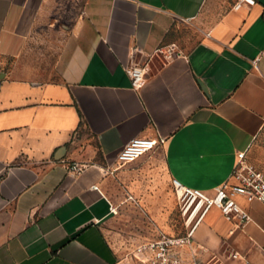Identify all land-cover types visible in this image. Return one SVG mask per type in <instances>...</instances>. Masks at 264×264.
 <instances>
[{"label":"crops","instance_id":"1","mask_svg":"<svg viewBox=\"0 0 264 264\" xmlns=\"http://www.w3.org/2000/svg\"><path fill=\"white\" fill-rule=\"evenodd\" d=\"M232 5L0 0V264H141L118 224L139 213L153 220L143 240L167 233L172 179L212 193L244 150L264 170V0ZM172 44L164 65L156 49ZM133 62L149 68L139 89ZM134 137L165 141L117 166ZM244 205V226L208 211L202 258L264 264V203Z\"/></svg>","mask_w":264,"mask_h":264},{"label":"built area","instance_id":"2","mask_svg":"<svg viewBox=\"0 0 264 264\" xmlns=\"http://www.w3.org/2000/svg\"><path fill=\"white\" fill-rule=\"evenodd\" d=\"M254 2L255 0H233L232 6L240 8L254 4ZM156 53L162 56V64L165 65L173 59L176 46L174 44L160 46L156 49ZM126 70L131 77L132 86L136 89L144 85L149 75L147 64L140 62L129 64ZM164 141V137L132 138L119 151L116 158L117 166L136 161ZM68 168L72 173L78 174L84 171L86 164L75 162ZM172 184L181 200L187 199L190 202L189 206L195 204L194 211L202 209L201 215L195 224L183 234L160 233L154 239L139 242L133 254L141 264H213L210 260L202 258L200 250L206 249L195 238V232L208 211L212 207H217L227 219L237 220L238 225L244 226L252 219L244 203L254 201L264 203V170L248 159L245 150L238 151L237 161L230 178L217 186L212 193L187 186L175 178L172 179ZM228 255L233 258L241 256L236 250H230Z\"/></svg>","mask_w":264,"mask_h":264},{"label":"rangeland","instance_id":"3","mask_svg":"<svg viewBox=\"0 0 264 264\" xmlns=\"http://www.w3.org/2000/svg\"><path fill=\"white\" fill-rule=\"evenodd\" d=\"M258 144L260 145V154L264 158V131L261 134ZM177 198V206L173 211L172 217L167 219L169 228L167 233L172 234H183L189 230L193 224L198 220L201 215L202 209L194 211L195 204L189 206L190 202L187 199L181 200L174 189ZM153 220L144 215L130 218H121L118 224V234L121 238V244H123L124 254H129L128 257L135 259L133 251L136 245L143 241L146 237L153 235V231L149 229V225L152 224ZM125 255V256H126Z\"/></svg>","mask_w":264,"mask_h":264}]
</instances>
